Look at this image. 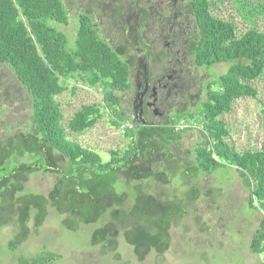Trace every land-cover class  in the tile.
<instances>
[{
    "label": "trees",
    "instance_id": "1",
    "mask_svg": "<svg viewBox=\"0 0 264 264\" xmlns=\"http://www.w3.org/2000/svg\"><path fill=\"white\" fill-rule=\"evenodd\" d=\"M111 1L117 15L121 14L118 0ZM212 1L181 0L185 14L189 13L195 22V28L185 36L183 49L197 67L224 62L228 64L227 72L215 74L207 82L208 97L197 107L185 103L172 110L167 108L161 121L144 124L128 116L129 109L122 105L119 94L132 88L131 69L136 56L126 44L111 43L103 36L101 20L92 8L77 14L73 45L68 32L59 26L70 23L65 0H0V64L10 68L32 98L30 115L12 112L11 103L3 110L9 112L2 123L8 133L0 134V225L18 227L10 241L11 250L29 238V222L34 220L37 230L52 206L66 214L63 222L68 230L75 231L82 223H101L93 230L91 243L105 252L118 249L121 233L140 260L151 249L166 252L173 222L189 214V205L203 191L198 182L205 175L215 176L219 169L231 172L236 168L249 191L248 208L253 214L264 209V141L261 149L234 152L223 140L227 133L224 122L215 119L230 110L235 99L256 94L252 80L264 74V31L248 29L238 37L231 21L211 14ZM141 3L135 0L143 29L149 10ZM75 73L84 74L90 86L106 79L104 101L113 111V124L130 123L124 130L130 138L127 147L111 151L107 161L67 138L56 95L65 90L66 78ZM4 95L6 100L10 98L7 92ZM98 112L95 105L83 106L70 121V129L79 132L92 126ZM202 115L201 134L209 141L202 143L210 149L197 151L192 161L182 156L184 129L178 123L181 118ZM211 150L223 161L213 158ZM175 161L183 165L189 161L191 167L177 169ZM36 172L57 176L48 194L26 190V182ZM177 174L190 181V186L183 194H168L167 188L175 184L169 177L179 180ZM221 189L210 187L205 192L217 199ZM256 198L259 205L254 204ZM249 247L260 258L258 264H264V214ZM61 257L59 252L43 246L35 254L19 256L17 263L53 264Z\"/></svg>",
    "mask_w": 264,
    "mask_h": 264
},
{
    "label": "rangeland",
    "instance_id": "2",
    "mask_svg": "<svg viewBox=\"0 0 264 264\" xmlns=\"http://www.w3.org/2000/svg\"><path fill=\"white\" fill-rule=\"evenodd\" d=\"M65 1L70 11V23L59 26L68 32L73 45L76 35L74 30L77 27L75 18L82 9L90 7L101 20L103 36L111 43H124L129 46L131 54L137 55L140 45L136 42V35H140L146 47H152L154 52L162 57L167 56L168 60L173 55L175 61H180L177 68L181 73L177 76H184L183 82L180 81L182 86L169 94L160 111L167 108L172 110L185 103L192 107L196 106L208 97L207 82L213 79L215 74H224L228 70V64L224 62L215 63L210 67H197L189 54H186L184 62L182 50L175 52L184 46L185 36L188 37L195 28L194 18L190 17L189 13L185 14L180 5L181 0H142L141 5L149 10L147 23L143 29L137 17L135 0L116 1L122 7V13L118 15L114 1L111 0ZM210 12L218 18L231 21L236 27L238 37L248 29L264 31V0H213ZM163 63L165 64L164 59L162 62L152 59L156 74L162 72ZM131 70L134 75L135 71ZM84 76L81 73L68 76L63 83L65 90L56 95L63 115L62 124L66 128L67 138L78 142L83 148L98 153L102 161H107L111 151L127 147L130 138L124 135V130L130 123L124 122L125 126L113 124V111L104 101V85L107 80L98 79L95 86H90ZM132 82L131 89L119 93L122 95V105L129 109L135 83L134 80ZM252 83L257 90L255 95L235 99L230 110L215 118L218 121L222 120L224 128L227 129L223 136L224 142L232 151L240 154L261 149L264 141V74H260ZM5 92L10 94L8 100L4 98ZM117 93L115 91V94ZM10 103L13 104L12 112L21 116L31 114L32 98L22 88L10 68L0 64V104L3 105L2 107L0 105V134L8 133L2 123L7 119L9 112L3 110ZM85 105H95L99 109L96 121L92 126L74 132L70 129L69 123ZM203 115L195 116L196 119L181 118L178 123V127L184 129L180 141L182 156H187L192 161L195 160L197 151H205L206 144L202 142L209 143L201 134ZM157 120L159 119L155 121ZM209 149L206 148L207 151ZM211 155L223 161L212 150ZM196 164L195 161L194 165ZM174 166L177 169L191 167L189 161H186L185 165L175 161ZM181 176L178 175L179 180H173L174 176L169 177L170 182L175 184L167 188L168 194L172 192L183 194L188 190L190 181H185ZM191 178L189 177V180ZM56 180L57 176L53 173L36 172L26 182V190L48 194L53 190ZM198 184L203 191L199 198L189 205V214L173 222L170 228L171 244L166 252L160 253L151 249L140 260L135 254L134 247L126 241L122 233L119 235L118 249L105 252L100 245L91 243L93 230L101 223H82L77 230H68L63 222L66 214H61L50 206L48 216L37 230L34 220L29 222L30 236L17 249L9 248L10 241L18 231L17 225H0V264H18L19 256L35 254L43 246L62 254L61 259L53 264H258L260 258L250 250L249 244L254 230L260 224L264 209L260 208L253 214L252 209L248 208L249 191L244 188L237 169L232 168L231 172L219 169L215 176L205 175ZM130 186L128 183V187ZM210 187L217 190L222 188L217 199L206 194L205 191ZM145 190L149 192L148 189ZM135 194L136 191L131 195L129 203L131 205L134 204ZM254 204L259 205L260 200L256 198Z\"/></svg>",
    "mask_w": 264,
    "mask_h": 264
},
{
    "label": "flooded vegetation",
    "instance_id": "3",
    "mask_svg": "<svg viewBox=\"0 0 264 264\" xmlns=\"http://www.w3.org/2000/svg\"><path fill=\"white\" fill-rule=\"evenodd\" d=\"M141 24L142 21L140 20ZM136 42L140 45L141 52L138 49V53L135 55L136 64L132 67L135 72L134 75L131 73V82L134 80L135 83L131 106L130 109L128 108L129 117L133 121L140 123H154L161 121L160 119L165 115V111H160L159 109L165 104V100L169 98L173 90L182 86V78L184 76H177L181 73L177 68L180 61H175L172 58L173 55H171L169 60L166 59L167 56L162 57L159 53L154 52L152 47H146L144 42L140 40L139 35H136ZM167 44L169 45V43ZM179 50H182L185 62L187 51L182 47L175 52L178 53ZM152 59L153 61L158 60L161 62L164 59L165 64L163 63V70L160 74L155 73ZM178 78L179 80L177 81ZM180 81L182 82L180 83ZM131 87H133V82ZM156 119L159 120L155 121Z\"/></svg>",
    "mask_w": 264,
    "mask_h": 264
},
{
    "label": "water",
    "instance_id": "4",
    "mask_svg": "<svg viewBox=\"0 0 264 264\" xmlns=\"http://www.w3.org/2000/svg\"><path fill=\"white\" fill-rule=\"evenodd\" d=\"M135 121V120H134ZM145 124V123H144Z\"/></svg>",
    "mask_w": 264,
    "mask_h": 264
}]
</instances>
